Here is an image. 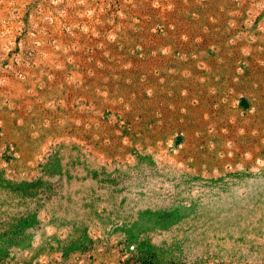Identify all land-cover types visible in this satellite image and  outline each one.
<instances>
[{
	"label": "rangeland",
	"instance_id": "obj_1",
	"mask_svg": "<svg viewBox=\"0 0 264 264\" xmlns=\"http://www.w3.org/2000/svg\"><path fill=\"white\" fill-rule=\"evenodd\" d=\"M0 264H264V0H0Z\"/></svg>",
	"mask_w": 264,
	"mask_h": 264
}]
</instances>
